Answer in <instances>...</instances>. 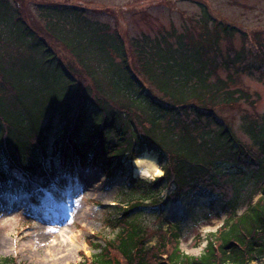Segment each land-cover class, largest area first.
<instances>
[{"label": "trees", "instance_id": "obj_1", "mask_svg": "<svg viewBox=\"0 0 264 264\" xmlns=\"http://www.w3.org/2000/svg\"><path fill=\"white\" fill-rule=\"evenodd\" d=\"M198 6L196 35L171 27L125 42L80 5L38 3L40 30L20 0H0V196L38 199L60 176L90 167L126 182L111 204V237L91 243L95 251L75 264H253L264 257V111L242 113L248 142L223 114L258 99L237 75H264V37ZM143 151L156 153L161 174L133 176L130 162ZM194 195L216 198V217L225 214L205 233L201 252H184L182 226L166 218L149 244L141 212L163 217L169 202ZM0 264L16 263L0 256Z\"/></svg>", "mask_w": 264, "mask_h": 264}, {"label": "rangeland", "instance_id": "obj_2", "mask_svg": "<svg viewBox=\"0 0 264 264\" xmlns=\"http://www.w3.org/2000/svg\"><path fill=\"white\" fill-rule=\"evenodd\" d=\"M49 1L84 7L90 18L118 30L125 42L142 32L155 34L171 27L196 35L200 29L196 22L198 2L204 3L212 15L247 31L250 36L259 33L264 37V0H20L25 19L35 29L42 30L36 5ZM43 36L62 59L68 60L67 51L59 43L48 35ZM233 44L240 46L239 32L235 33ZM221 46H226L224 40ZM237 78L241 86L257 93L258 99L253 107L244 103L225 107L223 114L236 136L248 142L240 126L241 115L264 111V75L253 70L242 72ZM150 152L155 155L160 169L156 153ZM130 163L135 177L159 175H139ZM125 184L122 177L109 178L99 168L90 167L79 169L73 178L60 176L55 187L46 189L38 199L25 194L12 199L0 196V256L13 257L16 264H75L87 259L95 251L91 243L111 237L107 223L116 214L111 204ZM170 190L169 184L165 191ZM244 208V203L238 204L237 212ZM219 209L220 202L216 198L194 195L169 202L163 217L143 211L139 219L147 224L149 244L155 242L157 226L161 225L162 229L166 226L164 218L179 222L182 226L180 248L197 255L205 243V233L214 230L225 216L222 213L221 218L216 217ZM252 263L264 264V257Z\"/></svg>", "mask_w": 264, "mask_h": 264}, {"label": "bare ground", "instance_id": "obj_3", "mask_svg": "<svg viewBox=\"0 0 264 264\" xmlns=\"http://www.w3.org/2000/svg\"><path fill=\"white\" fill-rule=\"evenodd\" d=\"M131 162L134 166L136 173L139 175L149 176L152 173H161V170L157 166L155 155L150 151H145L141 153Z\"/></svg>", "mask_w": 264, "mask_h": 264}]
</instances>
